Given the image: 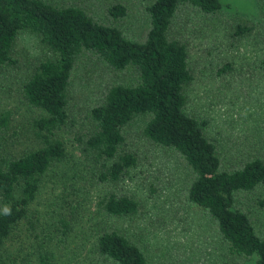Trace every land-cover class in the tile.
Masks as SVG:
<instances>
[{
    "label": "trees",
    "instance_id": "obj_1",
    "mask_svg": "<svg viewBox=\"0 0 264 264\" xmlns=\"http://www.w3.org/2000/svg\"><path fill=\"white\" fill-rule=\"evenodd\" d=\"M258 4V24L237 21L232 36L259 30L264 40V0ZM225 7L222 0H152L146 27L132 35L120 25L128 16L120 0L102 12L71 0H0V71L20 65L21 36L35 38L45 52L17 79L21 100L38 113L26 147L12 140V110H0V264L14 257L60 264V252L82 231L91 236L83 258L74 254L83 264H150L145 245L115 224L141 212L125 186L140 164L127 140L135 125L185 167L189 203L207 213L229 250L264 264V225L239 207L241 195L264 187V153L226 162L206 121L187 110L195 81L190 46L170 33L186 9L215 17ZM86 60L126 80L96 92L81 115L74 85ZM44 194L50 197L41 207Z\"/></svg>",
    "mask_w": 264,
    "mask_h": 264
},
{
    "label": "rangeland",
    "instance_id": "obj_2",
    "mask_svg": "<svg viewBox=\"0 0 264 264\" xmlns=\"http://www.w3.org/2000/svg\"><path fill=\"white\" fill-rule=\"evenodd\" d=\"M71 1L102 12V8L117 0ZM120 1L128 9V16L120 25L132 35L143 30L147 25L146 7L152 0ZM222 2L226 7L215 17L189 9L180 12L170 33L190 46L195 81L187 89V110L206 121V132L218 142L226 162L241 164L264 153V40L259 30L243 38L232 36L237 21L245 19L258 24L259 0ZM16 49L20 65L11 71H0V110H12L10 131L17 130L12 140L18 147H26L38 113L21 100L17 79L36 60L45 57V52L30 36H21ZM226 64L230 67L221 72ZM123 80V75L111 71L106 64L84 61L74 85L76 112L87 114L96 92ZM127 140L140 155V164L125 186L141 201V212L115 224L145 245L150 264H253L252 260L233 254L213 229L207 213L189 203L187 172L174 154L154 145L139 125L130 128ZM49 197L44 194L41 207ZM90 201L93 206L94 198ZM239 207L250 210L256 222L264 225V187L241 195ZM85 237L82 231L77 241L60 252V264H83L74 254L83 258L88 251L91 236ZM8 264L29 263L14 257Z\"/></svg>",
    "mask_w": 264,
    "mask_h": 264
},
{
    "label": "clouds",
    "instance_id": "obj_3",
    "mask_svg": "<svg viewBox=\"0 0 264 264\" xmlns=\"http://www.w3.org/2000/svg\"><path fill=\"white\" fill-rule=\"evenodd\" d=\"M5 213H6V214L10 213V209L6 207V208H5Z\"/></svg>",
    "mask_w": 264,
    "mask_h": 264
}]
</instances>
